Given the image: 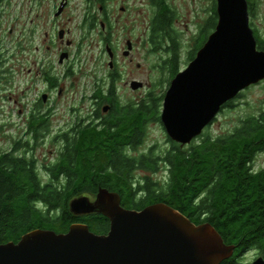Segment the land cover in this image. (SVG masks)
Listing matches in <instances>:
<instances>
[{
  "label": "trees",
  "instance_id": "trees-1",
  "mask_svg": "<svg viewBox=\"0 0 264 264\" xmlns=\"http://www.w3.org/2000/svg\"><path fill=\"white\" fill-rule=\"evenodd\" d=\"M154 1H158L160 9L153 17L151 42L159 48L164 37L170 41L167 50L171 55L164 63L167 74L170 64H173L171 75L174 76L178 72V44L172 35L173 18L161 0ZM90 9V6L87 7L83 17L87 28L101 27V22L98 23L96 17L90 14ZM216 21L214 0L211 16L205 27L200 28L196 40L203 37L188 53V60L194 57L196 49L214 29ZM207 28L211 29L206 31ZM253 32L257 48L264 50V34L255 30ZM67 69L70 72L72 66ZM55 78L56 75L51 76L52 80ZM262 82L264 89V80ZM164 92L157 93L152 89L141 100L150 103L147 109L152 108L153 105H159ZM97 94L101 95L102 91L99 90ZM242 95L240 92L235 98ZM233 100L222 109L232 107ZM124 123L126 131L141 126L140 120L134 115ZM129 134L127 131L126 136ZM80 136L76 147L77 160L73 161L70 151L63 158L65 167H74L69 175L78 177L76 184H30L28 174L19 171L18 167H12L7 154L0 153V243L17 242L21 235L36 228L66 232L75 222L86 224L95 233H106L109 220L103 215H73L68 206L75 196H94L98 188H106L117 192L121 205L127 208L139 210L155 202H164L183 213L194 224L210 223L224 243L236 246L233 255L220 264H237L236 258L251 244L264 246V164L254 168L256 159L264 153V102L257 113H249L238 119V124L222 135L213 136L206 131L203 136L193 138L188 147L175 145L168 154L170 184H157L156 189L152 184H86L94 177L101 183L121 178L116 166L111 173L106 168L120 163V154L111 148L112 145L118 148V141H122V138L113 143L103 138L110 137L108 133L102 135L94 131L84 132ZM111 142L113 144L107 146L106 143ZM127 163V166L131 165L129 161ZM141 188L148 189V201L135 198Z\"/></svg>",
  "mask_w": 264,
  "mask_h": 264
},
{
  "label": "water",
  "instance_id": "water-1",
  "mask_svg": "<svg viewBox=\"0 0 264 264\" xmlns=\"http://www.w3.org/2000/svg\"><path fill=\"white\" fill-rule=\"evenodd\" d=\"M67 2L60 0L54 17ZM215 2L214 29L171 78L162 99V125L168 137L181 144L200 135L227 102L264 80V50L257 48L249 25L247 1ZM63 35V30L58 31L59 37ZM129 48L127 43L125 54ZM67 57L62 52L58 61ZM130 87L135 90L142 83L133 80ZM68 206L73 215H103L109 220L108 231L95 233L77 222L66 232L36 228L17 242L0 243V264H220L236 247L224 243L210 223L194 224L164 202L128 209L117 192L98 188L93 198L81 194ZM254 264L263 262L257 259Z\"/></svg>",
  "mask_w": 264,
  "mask_h": 264
},
{
  "label": "rangeland",
  "instance_id": "rangeland-1",
  "mask_svg": "<svg viewBox=\"0 0 264 264\" xmlns=\"http://www.w3.org/2000/svg\"><path fill=\"white\" fill-rule=\"evenodd\" d=\"M167 1L175 11L172 35L178 44L177 69L180 71L190 61V50L203 37L196 40L200 26H204L211 16L214 0ZM59 3V0H0V147L3 149L8 148L10 137L18 136L24 130L23 122L30 102L38 100L46 92L39 73L43 64L54 66L59 79V88L49 92L48 98L56 103L58 110L52 128L66 121L70 123L72 102L88 99L91 92L89 86L96 78H106L109 58L101 40L103 36H110L111 46L117 47L121 76L118 86L123 100L142 99L152 89L157 93L165 91L173 77V64H170L167 74L164 63L171 55L167 50L170 41L164 37L158 49L150 42L154 13L150 0H106V16L91 0H68L62 13L54 17ZM89 6L90 14L96 17L98 23L104 21L106 28H112L111 32L103 33L98 25L94 30L87 28L83 17ZM250 22L253 23V31L264 34V0L256 1ZM57 28L68 30L64 37L72 41L70 47L60 42ZM127 39L134 41L130 53L132 61L122 55L123 50H127ZM58 46L70 53L62 64L58 63ZM69 66H72L74 74L65 76L64 70ZM133 80L140 81L142 87L133 90L130 87ZM242 93L240 98H234L232 107L219 112L212 127L207 129L209 134L222 135L233 129L238 119L257 113L264 102L263 82L249 86ZM160 103L162 107V101ZM150 109L151 114L156 113L154 105ZM149 130V139L156 143L158 153L164 152L169 144L163 127L156 123ZM49 145V140H46L47 154L51 148ZM263 164L264 154H260L255 167ZM250 259L251 252H245L239 263L246 264Z\"/></svg>",
  "mask_w": 264,
  "mask_h": 264
},
{
  "label": "flooded vegetation",
  "instance_id": "flooded-vegetation-1",
  "mask_svg": "<svg viewBox=\"0 0 264 264\" xmlns=\"http://www.w3.org/2000/svg\"><path fill=\"white\" fill-rule=\"evenodd\" d=\"M91 1L98 5L101 14H104V16L107 15V8L104 7L106 0ZM161 1L171 12L173 23L175 15L174 8H172L167 0ZM246 1L248 4L249 25L252 28L253 23L250 22V19L253 16L256 1L258 0ZM157 2L158 1L150 0L154 9L153 17L157 14L158 9H160ZM121 9H124V7ZM153 17L151 21H153ZM100 22V29L103 33L111 32L112 28H106L104 21ZM205 25L206 22L204 26H200V28H204ZM57 29H59V31L63 30L64 32L63 37H59L57 32L60 42H64L67 47H70L72 41L64 37L68 30H64L63 28ZM89 29L94 30L95 28ZM101 40L105 43V50L109 58L106 78H104L105 80L96 78L94 83L89 86L91 92L88 99L72 102L70 123L66 121L63 125L58 124L57 128H52V122L56 120L58 110L56 109V103L48 98L49 92L55 90L57 87L59 88V79H51V76H57L54 66L43 64L39 73L45 83L46 92L42 93L46 95L45 99L40 97L38 100L30 102L29 111L23 122L25 125L24 130L18 136L9 138L7 149L0 147V153L7 154V158H9L12 167H18L19 171L28 174L30 184H76L78 182V177L69 175V173L73 172L74 167H65L63 165V158L68 151H70L71 154H73V161L77 160L78 150L76 147L78 139L81 137L80 135L84 132L94 131L102 133V135L108 133L110 137L106 138V136H103V138L107 141H113V143L115 140L122 138V141H118V143H120L118 148H114L112 142L106 143L107 146L112 145V151L119 153L121 156V161L118 165H109L106 170L108 173H111L116 166L115 168H117L116 170L121 174V178H119V180L112 178L108 182L105 181L101 183L94 177L89 182L87 181L86 184H139L142 186L144 184H152L154 189L158 187L157 184H162V186L164 184H170L171 172L168 165V154L175 148V145L184 148L188 147L190 144H181L180 142L172 140L165 134L169 146L164 152L158 153L156 143L149 139V129L151 125L156 123H160L163 127L160 119L161 103L155 105L156 113L151 114V109L146 108V106L150 104L148 101H142L141 99L125 101L122 99L118 86V81L121 80V76L119 61L117 60V47L115 45L111 46L112 41L110 40V36H103ZM133 42L127 39L126 46L127 43L130 44L129 52L127 54L124 53L126 50L122 52L123 57H129L130 61H132L130 53L134 47ZM54 43L55 41L53 44ZM47 48L50 49L48 45ZM154 48L158 49L156 46H154ZM108 49L110 52H108ZM57 50L59 55L62 52L68 53V57L65 58L63 62L70 57V53L66 48L64 49L62 46H58ZM166 59L164 61H166ZM63 62L60 63L58 61L59 64ZM63 74H65V76H70L74 74V70L71 69V71L68 72V69H65ZM47 76H49V78ZM52 81H54L53 84ZM106 81L107 83H105ZM59 90L60 93L62 89L60 88ZM99 90L102 91L101 95L97 94ZM132 115L140 120L141 126H138L135 130H127L130 134L126 136L127 131L124 122ZM216 117L204 127L200 136H203L207 129L212 127ZM127 138L129 139L128 141H126ZM123 139L125 140L123 141ZM46 140L50 142L49 146L51 148L49 149V154L45 151ZM128 161L131 164L130 166H127ZM254 168L257 169L259 167H255L254 164ZM146 190L145 188L139 189L135 198L137 200L148 201L149 191L146 192ZM203 193L205 194V192ZM123 207L127 208L125 206ZM248 251L251 252V259L246 264H254L257 259H261L264 264V246L262 247L256 244H251L240 253L236 258L237 264H240L239 258Z\"/></svg>",
  "mask_w": 264,
  "mask_h": 264
}]
</instances>
